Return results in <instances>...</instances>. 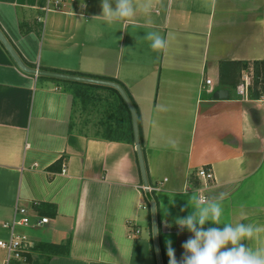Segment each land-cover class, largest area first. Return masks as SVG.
Returning <instances> with one entry per match:
<instances>
[{
  "label": "crops",
  "instance_id": "crops-1",
  "mask_svg": "<svg viewBox=\"0 0 264 264\" xmlns=\"http://www.w3.org/2000/svg\"><path fill=\"white\" fill-rule=\"evenodd\" d=\"M52 1L0 0V28L37 71L121 83L137 111L165 264L166 241L179 261L192 235L175 220L192 212L193 191L226 194L222 223L264 225V79L259 93L236 91L251 61L264 63V0H135V17L112 23L94 18L101 0H59L46 10ZM152 31L168 39L165 49L141 39ZM126 125L106 85L27 73L0 43V239L17 206L31 220L48 218L19 230L38 235L33 245L69 239L64 255L30 249L7 264H43L45 256L44 264H154L136 153L121 140ZM260 241L264 233L242 243Z\"/></svg>",
  "mask_w": 264,
  "mask_h": 264
},
{
  "label": "clouds",
  "instance_id": "clouds-1",
  "mask_svg": "<svg viewBox=\"0 0 264 264\" xmlns=\"http://www.w3.org/2000/svg\"><path fill=\"white\" fill-rule=\"evenodd\" d=\"M102 14L94 18H104L112 23L119 20H132L137 12L135 0H101ZM145 11H150V4H145ZM141 39L150 42L153 51L163 50L168 45V39L158 32H147ZM123 49V48H122ZM200 190L193 191L188 204L192 212L183 218H176L175 223L180 230L187 229L192 235L182 243L184 253L176 258L172 241H166L169 264H264V241L257 247L246 246L242 241L260 240L264 233V225L253 223H222L224 207L221 203L225 193L218 198H209L199 194ZM188 195V192H184ZM165 209V215H167ZM243 215V214H242ZM211 221L220 227L205 228ZM158 233V229H157ZM231 245V247H228Z\"/></svg>",
  "mask_w": 264,
  "mask_h": 264
},
{
  "label": "water",
  "instance_id": "water-1",
  "mask_svg": "<svg viewBox=\"0 0 264 264\" xmlns=\"http://www.w3.org/2000/svg\"><path fill=\"white\" fill-rule=\"evenodd\" d=\"M0 43L3 46V48L6 50L10 58L14 61V63L21 70L27 73L35 72L34 68H31L26 63H24L19 53L16 51L11 41L6 37L5 33L3 32L1 28H0ZM36 73L38 75H45V76L55 77V78H60V79L75 80V81H81V82H89V83L106 85V86L112 87L115 90H117V92L122 97L130 113L131 128H132V135H133V146H134V150L136 153L142 187L146 189L145 196L149 204V212H150V220H151L150 221L151 222V238H152V245H153V250L155 254V261H156V264H162L159 247H158V238H157L156 208H155L154 200L151 197L147 189L148 184H147V179H146V174H145L143 156H142V151H141V144H140V139H139L138 127H137L136 109L132 103V100L127 95L125 89L122 87V85H120L119 83L115 81L93 78L89 76H80V75H74V74L52 71V70H40V71H36Z\"/></svg>",
  "mask_w": 264,
  "mask_h": 264
},
{
  "label": "built area",
  "instance_id": "built-area-1",
  "mask_svg": "<svg viewBox=\"0 0 264 264\" xmlns=\"http://www.w3.org/2000/svg\"><path fill=\"white\" fill-rule=\"evenodd\" d=\"M50 3V2H49ZM50 5V4H49ZM46 6V10L49 9H59L60 1L59 0H53L51 2L50 6ZM82 8L85 7V3L81 5ZM35 72L34 75H36L37 67H34ZM206 84L210 83V79L206 78L205 80ZM243 83H240L236 86V91L239 94H243L246 88ZM66 165L63 163L61 165L60 172L63 173L65 171ZM198 175L201 177L208 178L210 176V173L206 171L203 168H200L198 170ZM143 188V187H142ZM148 190H151L152 187L147 186ZM200 195H203L201 192ZM205 196V195H203ZM48 220L45 216H40L35 220H31L30 214L27 210V208L22 206H17L14 208L13 214L9 220H5L1 223V227L7 230V237L0 239V247L5 251V259L4 264H7L10 259L15 260H24L27 256V254L30 253V249L33 246L34 242L29 237V235L25 232L19 233L17 232L18 227H33V226H40L44 223H46Z\"/></svg>",
  "mask_w": 264,
  "mask_h": 264
},
{
  "label": "trees",
  "instance_id": "trees-1",
  "mask_svg": "<svg viewBox=\"0 0 264 264\" xmlns=\"http://www.w3.org/2000/svg\"><path fill=\"white\" fill-rule=\"evenodd\" d=\"M244 65L247 67L248 63H244ZM250 65H251L250 66V68H251L250 75H251L252 84H253L252 87L255 88L256 86H258L256 89H254V92L259 93V91L260 92L262 91V86H263L264 63H263L262 60H253V61H251ZM46 70H51V69H46ZM52 70L58 71V72H67V71H60V70H57V69H52ZM67 73L74 74L73 72H67ZM77 74H79L80 76H89V77H93V78H99V79L115 81V82H117V83H119L121 85V83L118 80H116L115 78L99 76V75H92V74H86V73H77ZM107 88L110 89L111 91H113L117 95L118 100H119V105L124 109V111L126 113V116H127V125H126L125 130L122 131L123 135L121 137L122 138L121 140L125 139L127 142H129V143H131L133 145V135H132L131 119H130L129 110H128L127 106L125 105L122 97L117 92V90H115L114 88L109 87V86H107ZM133 105H134V103H133ZM136 113H137V111H136ZM136 119H137V127H138V132H139V122H138V117L137 116H136ZM141 151H142V156H143V162H144V168H145L147 184H148V186H151V182H150L149 177H148V171H147L146 162H145V159H144V153H143L142 145H141ZM58 163H59V161L57 162V164ZM148 192L150 193L151 197L153 198L154 203H155V208H156L157 201H156V197H155L154 191L153 190H148ZM140 193H141L142 203L144 204L145 208L147 209L148 217L150 219L149 204H148V201H147L146 196H145L146 189L141 188L140 189ZM156 223H157V229H158L157 238H158V247H159L160 257H161L162 264H165L163 248H162V245H161V242H160V238H159V226H158L157 214H156ZM150 224H151V222H150ZM68 241H69V239H66V241L63 244H61V245L60 244L59 245L58 244H51V243H47V242H36L35 245H33L31 247V249H36L37 251H40V252H46V253H52L53 254L55 249H57V247H59L58 249H61V250H58V251L63 252V255H64V254H66ZM149 242H150L152 254H153V257H154V264H156L155 263V254H154L153 245H152V238H151V228H150V231H149ZM47 258H48V256H45L43 258L44 259L43 260V264L45 263ZM35 261H37V260H35Z\"/></svg>",
  "mask_w": 264,
  "mask_h": 264
},
{
  "label": "rangeland",
  "instance_id": "rangeland-1",
  "mask_svg": "<svg viewBox=\"0 0 264 264\" xmlns=\"http://www.w3.org/2000/svg\"><path fill=\"white\" fill-rule=\"evenodd\" d=\"M239 82V84L240 83H243L244 85H245V83H247L246 84V88H245V91H244V93L241 95V96H243V97H246V93H247V88H248V93H249V95L251 94H253V92H254V89H256L258 86H256L255 88L254 87H252V89L251 88H249L250 87V84L249 83H252V78H251V75H246V73L244 72H242L241 73V77L239 78V80H238ZM237 83V84H238ZM253 85V84H252ZM249 90H250V92H249ZM237 97H239L238 95H236ZM21 229V227H19L18 229H17V232H19V233H22L23 231H19ZM30 228H28L27 230H29ZM34 231V230H33ZM36 231V230H35ZM32 232V231H31ZM32 234V233H31ZM35 238H37L38 237V235L35 233ZM34 236H31L30 235V237H34Z\"/></svg>",
  "mask_w": 264,
  "mask_h": 264
}]
</instances>
